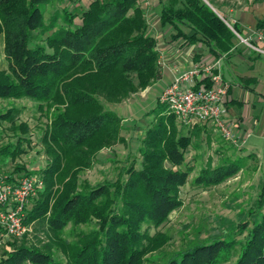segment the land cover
Returning a JSON list of instances; mask_svg holds the SVG:
<instances>
[{
	"label": "trees",
	"instance_id": "trees-1",
	"mask_svg": "<svg viewBox=\"0 0 264 264\" xmlns=\"http://www.w3.org/2000/svg\"><path fill=\"white\" fill-rule=\"evenodd\" d=\"M229 1L235 7L264 2L220 4ZM175 2L162 3L159 14L160 25L173 29L172 40L183 39L181 46L205 43L217 58L232 49L231 32L207 4L186 0L182 19ZM208 22L222 29L212 41L198 37ZM262 26L264 21L256 24ZM0 38L5 62L0 100H30L47 119L39 137L44 165L36 171L20 168L23 176L42 182L25 207L23 223L30 232L1 247L0 264H264V177L248 213L256 220L163 254L170 238L159 228L182 206L180 189L193 171L185 154L199 130L195 124L184 133L159 100L145 114L152 118L138 147L140 161L119 168L113 181L90 185L80 179L102 150L125 142L122 118L108 106L161 76L156 39L138 0H0ZM14 113L13 108L0 110V123H8L15 138L0 146V162L15 161L30 144L28 125L16 123ZM239 170L237 162L203 167L189 185L217 186ZM91 223L95 228L75 233L74 241L62 238L67 226ZM32 230L41 235L33 240Z\"/></svg>",
	"mask_w": 264,
	"mask_h": 264
},
{
	"label": "rangeland",
	"instance_id": "rangeland-1",
	"mask_svg": "<svg viewBox=\"0 0 264 264\" xmlns=\"http://www.w3.org/2000/svg\"><path fill=\"white\" fill-rule=\"evenodd\" d=\"M204 2V1H203ZM208 3V0H205ZM233 1H229L225 7L235 9ZM56 2L48 8L47 12L56 7ZM246 4L248 14V24L254 28L258 21H264V2ZM216 14L223 18L221 10L215 6ZM213 31L217 26L213 23ZM244 35V33H242ZM254 56L253 53H250ZM249 62L248 58L245 59ZM253 67H239L246 76L255 77V85L249 86L251 91H242L240 101L245 106V111L250 117L257 116L255 130L252 129V121L246 128V137L237 139L240 144H233L215 133L209 136L208 140L193 139L186 151L185 160L193 167L192 173L188 177V183L180 189L182 206L172 212L168 221L159 228L170 238L167 245L162 249L165 256L173 252L182 250L195 244L197 241L208 237L220 236L224 232L232 230L242 221L256 220V216L248 218V213L253 210L255 198L258 193L262 178L264 177V105H255L256 101L264 102V58L259 57L252 60ZM0 66L5 67L2 56V39L0 38ZM225 70V69H224ZM226 77L228 78L227 73ZM246 94V98L243 94ZM113 108V106H108ZM153 107L151 104L145 106V112ZM15 110L16 123H26L29 128L27 138L29 145H24L22 153L15 161L0 162V176H23L24 170L36 171L44 165V156L39 144L40 131L47 122L46 117L40 113L36 104L30 100L2 101L0 100V110ZM236 110L237 107H232ZM151 116H138V119L124 121V130L121 135L125 139L124 143H118L111 149L102 150L96 157L93 167L80 175L81 180H86L90 185L100 184L102 181H113L118 173V169L126 166L132 159L140 161L138 147L144 133V128L149 123ZM179 124V122H177ZM213 126V125H212ZM249 127V128H248ZM212 130H215L214 126ZM211 130V131H212ZM183 132L185 133L184 129ZM248 136V137H247ZM245 138V140H244ZM0 146L13 143L15 138L9 131L8 123H0ZM239 163L240 170L223 183L209 188H192L189 182L197 176L203 167L215 168L218 166ZM23 168L24 170H20ZM95 228L91 223L86 226H67L62 232V238L66 242L75 240V233L79 231L88 232ZM153 233V230H151ZM35 235H41L40 231L32 230L30 238L34 240ZM6 244V243H5ZM0 246V254L2 246ZM55 259L61 260L59 255H54Z\"/></svg>",
	"mask_w": 264,
	"mask_h": 264
},
{
	"label": "crops",
	"instance_id": "crops-1",
	"mask_svg": "<svg viewBox=\"0 0 264 264\" xmlns=\"http://www.w3.org/2000/svg\"><path fill=\"white\" fill-rule=\"evenodd\" d=\"M167 1L169 0H138L139 7L145 14L148 32L156 39L158 63L161 76L159 80L152 83L143 91L131 95L127 100L111 108L119 117L122 118V124L127 118H130L132 121L138 119V116L140 117L143 114H146L149 111L148 110L145 112L146 105L149 106L151 104L154 107L156 101L159 100L161 93L173 81V79H175L178 74H180V72L189 69L193 64L207 63L217 58L211 52H209V48L205 43L196 42L181 46L183 39H171V34L174 32L173 29L168 26L162 27L159 22L161 5ZM175 1L174 7L179 11L177 16L179 18L185 19L186 14H184V12L186 11V0ZM202 1H204V3L207 4L218 17L219 14H216L214 9L215 7L205 2V0ZM221 1L222 0H217L219 3V5H217L219 8L218 10H221L222 8L224 16L227 18H233L236 22V27L241 31V33L246 34L248 31L257 29L256 26L252 28L248 24V7L246 4H241L240 2L238 3V8L228 9L224 5L220 4ZM208 23L202 27V31L198 37L204 36L212 41L218 35L222 34V29H215L213 31L211 28L212 25ZM181 29L186 34H191L193 32L190 28L188 29L181 27ZM222 56L224 57L222 63V76L223 79L230 85L229 91L224 98V106L226 109L225 118L226 121L231 125L233 136L237 140L240 137H246V135H248L246 134L247 132L245 126H249L251 121L252 129L255 130V125L257 124L258 120L257 116L254 115L253 117H250V114H247L245 111V106H243V102H241L239 99L241 92L244 90L255 93L249 88V86L255 85L257 80L255 77L246 76L244 71L239 70V67L246 65L245 67L252 68V60H256V58L262 56H253L244 47L235 46V44L228 53H224L221 55V57ZM246 57L248 58L249 62L245 61ZM225 73H227L228 78L226 77ZM242 96L245 97L246 94H243ZM255 105L262 107L264 102H259L257 100ZM153 107H150V109ZM232 107H237V109L234 110ZM196 127L199 130V135L193 139L208 140L209 136H215V133H217L215 130H212L213 126L211 123H200L197 124ZM183 129L185 132H187V129L181 125V130L183 131ZM14 178L18 179L20 177Z\"/></svg>",
	"mask_w": 264,
	"mask_h": 264
},
{
	"label": "built area",
	"instance_id": "built-area-1",
	"mask_svg": "<svg viewBox=\"0 0 264 264\" xmlns=\"http://www.w3.org/2000/svg\"><path fill=\"white\" fill-rule=\"evenodd\" d=\"M218 17L231 32L235 46L264 57V26L242 35L233 18ZM223 58L220 56L211 62L193 64L180 72L161 93L159 102L165 104L186 129L195 124L211 123L221 138L240 144L225 118L224 98L230 85L222 76ZM41 186L42 182L34 175L15 180L0 176V246L30 232V227L23 223L25 207Z\"/></svg>",
	"mask_w": 264,
	"mask_h": 264
}]
</instances>
